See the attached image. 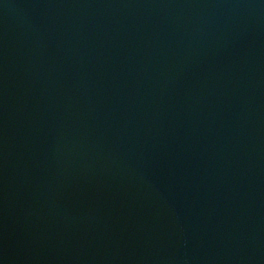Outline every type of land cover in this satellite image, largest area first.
<instances>
[{
	"label": "water",
	"instance_id": "95a60500",
	"mask_svg": "<svg viewBox=\"0 0 264 264\" xmlns=\"http://www.w3.org/2000/svg\"><path fill=\"white\" fill-rule=\"evenodd\" d=\"M0 264H264V0H0Z\"/></svg>",
	"mask_w": 264,
	"mask_h": 264
}]
</instances>
